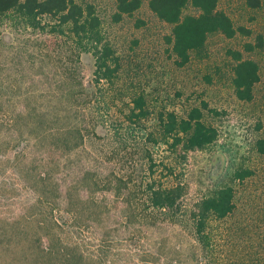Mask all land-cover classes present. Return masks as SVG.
Returning <instances> with one entry per match:
<instances>
[{
  "label": "rangeland",
  "instance_id": "rangeland-1",
  "mask_svg": "<svg viewBox=\"0 0 264 264\" xmlns=\"http://www.w3.org/2000/svg\"><path fill=\"white\" fill-rule=\"evenodd\" d=\"M76 1L94 7L101 20V41L119 59L112 83L94 84L92 55L72 49L74 55L70 56L68 49L73 46L67 33L60 50L52 49L43 56L38 48L46 34L16 28L10 20L0 21V100L6 108L0 112V264H69L66 255L72 264H207L210 260L211 264H246L256 261L255 257L264 260V154L256 145L264 140V0L257 9L249 8L245 0H219L218 9L235 27H243L250 34L237 33L231 39L220 34L210 36L201 53L192 55L181 68L174 64L164 40L171 27L161 22L147 3L132 17L115 22L114 0ZM183 13L195 14L196 10L188 6ZM257 36L263 39L262 48L244 52V45H255ZM229 50H240L245 58L258 63L260 80L251 102L239 101L233 93L234 61L227 54ZM69 68L89 91L92 106L107 118L121 120L138 95L147 102L151 115L148 126L162 111L184 115L192 107L206 108L204 119L217 129L216 142L176 166L162 146L155 147L158 162L153 170L157 181H164L168 171L160 162L176 167L175 175L167 180L188 185L182 199L188 205L221 186L233 187V213L224 220H207L211 234L208 253L187 228L191 224L186 220L173 226L125 223L118 214L120 203L105 208L96 196L93 207L101 211L96 215L99 217L88 221L82 216L89 209L86 212L75 194L70 197L74 173L82 169L94 176L111 169L139 181L143 174L131 142L124 150L115 148L117 158L105 167L100 150L103 140H85L77 150L56 161L53 175L42 184L43 197L38 194L41 186L35 178L28 172L21 174L31 167L16 162L22 145L2 143L8 117L22 111L26 103L46 105L63 98L62 71ZM97 133H101L100 128ZM126 153H130L127 162L123 159ZM241 168L252 171V176L232 182V172ZM141 197L140 193L135 195L137 203ZM144 207L143 211L152 213L151 208ZM75 209L79 216L74 218Z\"/></svg>",
  "mask_w": 264,
  "mask_h": 264
},
{
  "label": "trees",
  "instance_id": "trees-1",
  "mask_svg": "<svg viewBox=\"0 0 264 264\" xmlns=\"http://www.w3.org/2000/svg\"><path fill=\"white\" fill-rule=\"evenodd\" d=\"M218 2L219 0H114L113 19L119 22L123 17H132L147 3L148 9L161 22L171 27L164 40L174 64L181 68L190 62L192 55L201 53L210 36L220 34L231 39L237 33L245 36L250 34L243 27H235L232 19L218 9ZM245 4L251 9H257L260 7V0H245ZM188 6L193 7L196 13L184 15ZM4 19L10 20V25L16 28L22 26L24 29L40 30L46 34L47 37L39 41L38 48L43 56H47L52 49L60 50L62 37L67 33L73 46L68 49L70 56L74 55L72 49L92 55L95 85L99 86L102 81L112 83L115 79L119 59L109 45L102 43L101 20L92 5H82L76 0H0V21ZM262 46L263 39L257 36L256 44L246 43L243 51L252 52ZM227 54L234 61L231 80L233 93L239 101L251 102L255 85L260 80L258 63L245 58L240 50H229ZM73 73L72 68L62 71L60 90L63 98H59L56 103H26L22 111L8 117L9 125L2 132V143L22 145L16 162L19 166L28 164L31 167L21 171V174L28 172L35 178L34 181L41 186L38 194L43 197L45 192L42 184L53 175L52 167H57L56 161L77 150L85 140L92 137L103 140L100 150L101 163L105 167L110 160L117 158L118 148L124 150L131 142L136 148L139 172L143 174L139 181L133 182L130 175H117L111 169L94 176L82 169L77 174L74 173L70 181L73 192L70 197L73 198L75 194L80 204L86 207V212L89 209V213L86 215L82 212V216L85 215L88 221L93 216L94 219L99 217L96 215L101 211L93 207V197L96 196L105 208H114L120 203L118 214L125 219V223L154 225L160 222L173 226L186 220L191 224L187 228L202 250L208 253L211 234L209 227H206L207 220H224L233 213V187L221 186L212 193L201 196L195 204L188 205L182 200L188 192V185L167 180L175 175L176 167L160 162L168 171L164 181H157L153 170L158 162L155 147L162 146L168 156L173 157L176 166L183 165L191 155L216 142L217 129L204 119L203 110L206 108L192 107L184 115L162 111L154 118L155 123L148 126L151 115L147 102L144 96L138 95L130 101L128 111L121 120L107 118L106 113L100 115L98 109L92 106L89 91ZM3 104L0 100V112L6 109ZM98 128L100 134L97 133ZM12 129L14 133H11ZM256 145L258 151L264 154V140L257 141ZM123 159L125 162L130 160V153H126ZM251 176L252 171L241 168L232 172L231 180L243 182ZM138 193L143 198L141 203L135 200ZM144 206L152 209L151 215L143 211L146 210ZM137 210L139 212L135 213ZM77 214L79 216V211L75 209L74 218ZM205 256L209 259L208 254ZM65 258L72 264L69 256L66 255ZM255 258L256 261L246 264H264V260ZM207 264H211V260Z\"/></svg>",
  "mask_w": 264,
  "mask_h": 264
}]
</instances>
